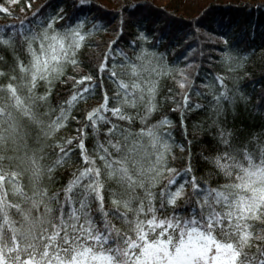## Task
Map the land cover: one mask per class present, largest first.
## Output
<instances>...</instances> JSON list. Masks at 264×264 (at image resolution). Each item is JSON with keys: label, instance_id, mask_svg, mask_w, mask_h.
Returning a JSON list of instances; mask_svg holds the SVG:
<instances>
[{"label": "snow or ice", "instance_id": "obj_1", "mask_svg": "<svg viewBox=\"0 0 264 264\" xmlns=\"http://www.w3.org/2000/svg\"><path fill=\"white\" fill-rule=\"evenodd\" d=\"M52 7L23 0L29 15L0 27V264H264V127L213 119L200 168L171 130L186 137L196 109L223 114L241 61L199 78L192 44L172 61L129 55Z\"/></svg>", "mask_w": 264, "mask_h": 264}, {"label": "trees", "instance_id": "obj_2", "mask_svg": "<svg viewBox=\"0 0 264 264\" xmlns=\"http://www.w3.org/2000/svg\"><path fill=\"white\" fill-rule=\"evenodd\" d=\"M32 4L31 11H35L36 6L43 8L49 4L53 6L47 8L49 13L53 8L63 9L64 22L75 15L85 20L89 29L97 25L101 29L98 41L116 38L119 50L129 55L143 46L172 61L192 44L188 57H195L194 75L199 78L219 71L226 54L234 61H241L240 68L232 73L235 83L228 82L236 95L232 104L224 101L223 114L216 117L214 109H196L185 114L186 137L179 127L171 129L178 143L191 141L185 143V151H190L194 166L202 167L201 153L208 155L216 145L218 129L211 123L213 119L226 121L229 129L258 132L264 127V0H202L194 9H187L180 0L166 4L157 0H87L83 5L79 0H32ZM6 6L15 15L6 18L0 14V27L18 24L19 18L29 15L28 11H21L23 0ZM141 32L148 37L146 41L139 39ZM114 54L119 59L118 52ZM82 71L88 69L82 67ZM196 83L199 84L200 79ZM104 86L106 90L115 88L107 77ZM67 88L68 85L58 86L59 95H66ZM241 96L244 98L240 99ZM193 99L207 106L211 98ZM97 103V99L88 102L89 105ZM170 107L173 106L165 104L166 109ZM165 114L174 121L180 118L178 111Z\"/></svg>", "mask_w": 264, "mask_h": 264}, {"label": "rangeland", "instance_id": "obj_3", "mask_svg": "<svg viewBox=\"0 0 264 264\" xmlns=\"http://www.w3.org/2000/svg\"><path fill=\"white\" fill-rule=\"evenodd\" d=\"M176 0H157L160 4H166L169 2H175ZM202 0H180V3L184 4L187 9H194L197 7V3H201Z\"/></svg>", "mask_w": 264, "mask_h": 264}]
</instances>
